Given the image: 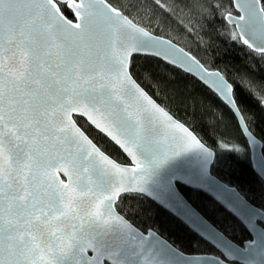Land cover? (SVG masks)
I'll return each instance as SVG.
<instances>
[{
	"label": "snow or ice",
	"instance_id": "snow-or-ice-1",
	"mask_svg": "<svg viewBox=\"0 0 264 264\" xmlns=\"http://www.w3.org/2000/svg\"><path fill=\"white\" fill-rule=\"evenodd\" d=\"M217 17L264 61V0H0V264H264V203L222 184L215 150L133 72L142 55L209 87L264 178L247 104L264 113V78L242 99L224 72L157 34L176 22L211 47L201 33ZM200 194L211 216L193 205ZM125 199L165 210L195 250L138 225Z\"/></svg>",
	"mask_w": 264,
	"mask_h": 264
},
{
	"label": "trees",
	"instance_id": "trees-1",
	"mask_svg": "<svg viewBox=\"0 0 264 264\" xmlns=\"http://www.w3.org/2000/svg\"><path fill=\"white\" fill-rule=\"evenodd\" d=\"M114 2L125 4L127 0ZM157 34L172 38L186 50L190 49L207 67L224 72L237 85L238 96L242 99H245L242 87L249 79L258 81L264 78V61L241 44L233 43L225 34V26L219 17L207 21L204 32L201 33L204 41L211 38V47L201 43L198 37L187 35L176 22L164 21L157 29ZM149 70L156 74L154 79L149 76ZM133 72L142 86L165 105L174 118L194 128L203 141L215 150L218 163L213 174L226 184L234 186L249 201L264 203V183L253 172L246 155L248 148L245 141L237 132L228 109L219 99L191 76L155 60L150 61L145 56L136 58ZM157 81H161L166 87L157 88ZM247 104L250 113L255 115L251 131L264 142V113L256 106L255 101L248 100ZM81 123L83 124V120ZM97 140L121 163L128 162L122 153L106 141L99 138ZM233 147L244 151L230 153L226 150ZM192 203L202 213L212 215L214 205L209 197L204 194L194 196ZM122 207L141 227L157 229L180 247L195 250L196 241L165 210L157 209L144 199H125Z\"/></svg>",
	"mask_w": 264,
	"mask_h": 264
},
{
	"label": "water",
	"instance_id": "water-1",
	"mask_svg": "<svg viewBox=\"0 0 264 264\" xmlns=\"http://www.w3.org/2000/svg\"><path fill=\"white\" fill-rule=\"evenodd\" d=\"M238 11V10H237ZM177 46L178 47H180L178 44H177ZM142 56V55H141ZM189 76H191L192 78H194L197 82H199L203 87H205L207 90H209L212 94H214L213 93V91H211L210 90V88L209 87H207V86H205L203 83H201L196 77H194V76H192V75H189ZM215 95V94H214ZM216 96V95H215ZM217 97V96H216ZM219 101L221 102V100L219 99ZM222 103V102H221ZM223 104V103H222ZM224 105V104H223ZM225 106V105H224ZM176 119V118H175ZM177 120V119H176ZM257 140H259L257 137H255ZM260 141V140H259ZM248 152H250V149H248ZM125 157V156H124ZM126 158V157H125ZM127 159V158H126ZM250 161V160H249ZM250 164H251V162H250ZM251 168H252V170H253V172L256 174V176L264 183V178H262L261 176H260V174H259V171L255 168V167H253V165L251 164ZM216 177V176H215ZM217 178V177H216ZM218 179V178H217ZM222 184H224V185H228V184H226L225 182H223V181H221L220 179H218ZM228 186H230L231 188H233V189H235L238 193H239V191L234 187V186H232V185H228ZM240 194V193H239ZM205 195V194H204ZM241 195V194H240ZM205 196H207V197H209L210 199H211V197L210 196H208V195H205ZM242 196V195H241Z\"/></svg>",
	"mask_w": 264,
	"mask_h": 264
}]
</instances>
